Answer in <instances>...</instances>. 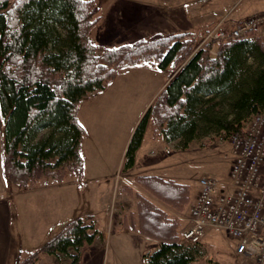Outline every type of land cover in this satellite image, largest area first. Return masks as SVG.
<instances>
[{
    "label": "trees",
    "instance_id": "16d2710c",
    "mask_svg": "<svg viewBox=\"0 0 264 264\" xmlns=\"http://www.w3.org/2000/svg\"><path fill=\"white\" fill-rule=\"evenodd\" d=\"M99 12L95 0H0V122L7 182L25 188L42 178H81L86 131L77 118L79 103L125 66L167 69L170 79L131 131L123 171L133 165L149 119L152 138L164 135L186 147L200 123L230 133L248 113L264 110V43L259 38L219 41L211 55L212 42L196 47L191 32L155 33L98 53L89 32ZM250 56L257 61L253 67L246 64ZM215 98L218 102L208 106ZM218 104L228 108L224 117L210 111ZM134 181L176 212L190 202L188 184L152 175ZM133 195L139 230L160 240L155 250L144 252L145 264H192L193 255L178 241L179 218L142 194ZM146 222L155 228L148 229ZM95 235L92 224L75 217L17 264H39L40 254L57 253L67 254L68 264H80V247Z\"/></svg>",
    "mask_w": 264,
    "mask_h": 264
},
{
    "label": "rangeland",
    "instance_id": "374dc122",
    "mask_svg": "<svg viewBox=\"0 0 264 264\" xmlns=\"http://www.w3.org/2000/svg\"><path fill=\"white\" fill-rule=\"evenodd\" d=\"M95 1L100 7V16L90 29L89 36L96 44L98 53L105 47H114L147 38L155 34L162 25L159 21L162 0ZM147 3L149 6L145 7ZM172 3L177 4L174 0ZM193 6L224 8L227 10L224 15H227L225 22L232 24L247 14L264 10V0H197ZM192 32L198 39L197 45L201 42L203 46L205 42L203 35L206 31L195 29ZM217 44V42L212 43L211 49L215 50ZM246 64H252L253 67L257 61L250 56ZM263 66L264 62H262ZM168 77L167 69H160L149 64L125 66L117 71L112 81L104 83L101 89L87 93L79 103L77 118L86 131L81 139L85 185L80 190L79 198L72 201L79 200L78 208L95 216L97 227H94L93 219L89 218L88 222L92 224L96 233L97 229H106L103 210L114 198L112 193L116 189L113 190V187L121 190V185L132 183L122 170L125 145L135 124ZM215 102H218L216 98L208 102V106ZM211 110L221 117L228 114V108L220 104ZM228 118H231V115H228ZM152 130L153 125L149 119L144 131L146 141L150 140ZM229 135L230 133L217 125L200 123L195 137L186 147L181 148L177 139L169 140L165 137L167 149H161L159 152V167L162 168L159 170V175L164 179L170 178L188 184L190 201L197 190V179L201 175L213 177L217 188L228 189L230 187L229 167L232 161ZM72 177L73 175L68 174L64 179L67 181V178ZM40 182H52V180L42 178ZM108 183H110V190ZM61 189L55 188V193L56 190ZM118 192L120 195H125L123 191ZM45 195L46 191L36 195L35 198ZM66 195L67 192L56 198L62 199ZM71 196L74 197L72 192ZM126 199H128L127 202L134 203L133 197L127 196ZM99 202L103 204V207ZM129 202L126 205L128 209H130ZM113 204L112 201L111 206ZM127 219L124 224L113 222L109 225L108 238L102 239L101 235L96 234L93 242L84 243L80 247V257L84 260V264H90V261L94 264H145L143 254L154 250L150 244L152 240L143 237L145 241L139 245L137 236L132 233V229L128 228L131 221L129 217ZM135 223L137 224L136 221ZM178 241L182 243L184 250L193 255L192 264H244L245 262L235 252V239L223 228H207L197 244L186 243L181 237ZM68 252L74 253L75 249L70 248ZM69 260L67 254L57 253L47 257L42 263L68 264ZM38 263L40 264L39 259Z\"/></svg>",
    "mask_w": 264,
    "mask_h": 264
},
{
    "label": "crops",
    "instance_id": "0c3cea01",
    "mask_svg": "<svg viewBox=\"0 0 264 264\" xmlns=\"http://www.w3.org/2000/svg\"><path fill=\"white\" fill-rule=\"evenodd\" d=\"M174 1L177 2L176 5L172 3L173 0L161 1L163 6L162 10L159 12V21L162 25L156 33H193L192 30L195 29H203L205 32L218 18L227 13V10L224 8H199L193 6V3L197 0ZM147 6H149V3L145 4V7ZM169 79L170 75L167 81ZM162 87H159L158 91ZM165 148L167 149L164 135L152 138L151 133V138L148 141L145 140V136L143 135L141 144L136 150L133 165L125 170L126 175H128L132 183L121 185V190H118L117 187H113V190L116 189L112 193L114 198L106 204V207L103 210V220L106 222V229H97L96 233L101 235L102 239L110 236L108 232L109 225L113 222L124 224L125 221L128 220L127 217H129L131 224L128 225V228L132 229V233L137 236L139 245H142V242L145 241L143 240V237H146L152 240L150 244L153 246L152 248H154V250L159 246L160 240L152 237L150 234L140 231L138 228L140 220L136 209L137 198H135L133 192L142 194L154 201L158 206L170 212L172 215L177 216L180 220L179 230L188 224L187 217L189 215L190 207L195 200L198 191V184L197 190L189 203L190 205L188 209L185 208L182 212H176L151 195L142 184L140 185L134 181L137 176L152 175L161 177L159 175V170L162 168L159 167L158 158L161 149ZM67 179L69 182L65 181V179L60 182L52 181L42 183L39 181L36 185L25 188L7 182L2 170V126L0 122V264H17L21 258L35 250L42 242L53 236L65 223L75 217H80L85 224H91L88 222L89 218H91L93 219L94 227L97 225V219L95 216L88 214L85 211H81V209L78 208L79 200L72 201V199H77L81 195L80 190H82L83 185H85V175H82L79 179L74 176L71 179ZM100 180L103 182L102 179ZM102 185L105 184L102 183ZM107 186L110 190V183H108ZM124 186H129L132 192H127L128 190H125L123 188ZM55 188L62 189L59 191L56 190L55 193ZM45 191V196L35 198L37 197L36 195H39L40 193L43 194ZM118 191L125 192V195H120V192ZM66 192L67 195L65 198H56L64 195ZM71 192L73 193V198ZM127 196L134 198V203L128 201L130 203V209L126 207L128 204V199H126ZM112 201L114 203L113 206H111ZM99 204L103 207L101 202H99ZM146 225L150 230L155 228V226H151L149 222H146ZM159 231L161 232V230ZM51 256L52 254H40V264H45L42 263V261ZM51 261L54 262V260ZM83 261L84 260L81 259L80 264H84ZM90 264H94V262L90 261Z\"/></svg>",
    "mask_w": 264,
    "mask_h": 264
},
{
    "label": "built area",
    "instance_id": "2783aa9c",
    "mask_svg": "<svg viewBox=\"0 0 264 264\" xmlns=\"http://www.w3.org/2000/svg\"><path fill=\"white\" fill-rule=\"evenodd\" d=\"M226 20L227 15L206 30L203 44L247 37H257L264 43V10L232 24ZM210 53L214 55L215 50ZM229 143L230 187L221 190L213 177L201 175L188 224L181 229L180 237L197 244L207 228H223L235 239V252L244 264H264V110L242 118L239 128L230 132Z\"/></svg>",
    "mask_w": 264,
    "mask_h": 264
},
{
    "label": "bare ground",
    "instance_id": "6f19581e",
    "mask_svg": "<svg viewBox=\"0 0 264 264\" xmlns=\"http://www.w3.org/2000/svg\"><path fill=\"white\" fill-rule=\"evenodd\" d=\"M201 45H197L196 47H200Z\"/></svg>",
    "mask_w": 264,
    "mask_h": 264
}]
</instances>
